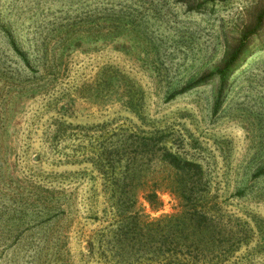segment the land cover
Segmentation results:
<instances>
[{
    "label": "rangeland",
    "instance_id": "374dc122",
    "mask_svg": "<svg viewBox=\"0 0 264 264\" xmlns=\"http://www.w3.org/2000/svg\"><path fill=\"white\" fill-rule=\"evenodd\" d=\"M263 1L0 0V264H264Z\"/></svg>",
    "mask_w": 264,
    "mask_h": 264
},
{
    "label": "trees",
    "instance_id": "16d2710c",
    "mask_svg": "<svg viewBox=\"0 0 264 264\" xmlns=\"http://www.w3.org/2000/svg\"><path fill=\"white\" fill-rule=\"evenodd\" d=\"M178 1L181 2L183 5H185L187 10L197 12L205 6V3L207 1H211V0H178ZM252 22H253V25L251 26V28L241 33V35L239 36V39L237 40V43L235 44L233 49L228 53L224 63L221 65L219 69H217L214 73H210V74L200 77L193 84L186 86V88L182 89V91H187L192 88L205 85L206 82L209 79H211L214 75L218 76L220 80V87L218 89L217 96L213 102V112H214L219 105L220 94L224 86L226 77L230 73H232L236 69V67L239 65V63H241V61H243V59H245L250 54V46H249L250 40L253 37H257L258 33L262 31V27L264 25V1L259 11L254 15ZM11 43L13 42L11 41ZM12 46L14 48L13 44ZM23 61L25 64L26 62L24 58H23ZM163 158L173 168H177V169L186 168V170H189L192 167H196L190 162H180V160L175 155L170 154V153L163 154ZM259 175L261 174L259 173Z\"/></svg>",
    "mask_w": 264,
    "mask_h": 264
}]
</instances>
